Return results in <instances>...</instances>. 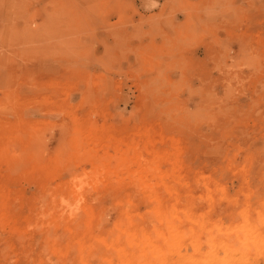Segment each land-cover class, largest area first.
<instances>
[{"label":"rangeland","instance_id":"374dc122","mask_svg":"<svg viewBox=\"0 0 264 264\" xmlns=\"http://www.w3.org/2000/svg\"><path fill=\"white\" fill-rule=\"evenodd\" d=\"M0 264H264V0H0Z\"/></svg>","mask_w":264,"mask_h":264}]
</instances>
